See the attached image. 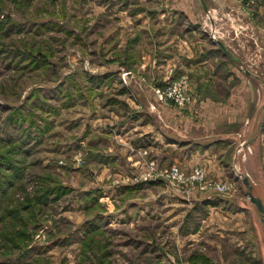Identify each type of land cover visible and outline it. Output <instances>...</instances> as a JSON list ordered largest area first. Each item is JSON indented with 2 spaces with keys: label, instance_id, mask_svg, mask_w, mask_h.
Listing matches in <instances>:
<instances>
[{
  "label": "rangeland",
  "instance_id": "rangeland-1",
  "mask_svg": "<svg viewBox=\"0 0 264 264\" xmlns=\"http://www.w3.org/2000/svg\"><path fill=\"white\" fill-rule=\"evenodd\" d=\"M204 1L207 10L200 0H0V144L22 173L5 203L16 214L0 224V264H264L248 213L201 203L247 197L233 143L219 154L230 174L189 167L171 144L158 154L136 144L145 129L203 140L251 118L259 81L212 40L245 66L263 61L264 2ZM181 76L189 99L160 100L155 88ZM257 146L247 167L264 194V134ZM195 164L231 187L161 174Z\"/></svg>",
  "mask_w": 264,
  "mask_h": 264
},
{
  "label": "crops",
  "instance_id": "crops-1",
  "mask_svg": "<svg viewBox=\"0 0 264 264\" xmlns=\"http://www.w3.org/2000/svg\"><path fill=\"white\" fill-rule=\"evenodd\" d=\"M211 21H212V18H211ZM253 58L254 57H252V60H251L252 65H250V67L253 68V70L255 72H257L258 74H262L264 72L261 69V67L264 66L263 55L261 56L263 61L260 62L259 59L256 60V62H257L256 66L254 65L255 63L253 62ZM260 64H261V66H260ZM261 89H262V87L259 83V85H258L259 98H258V101L256 103L255 109L251 115V118H249L245 124L241 125L237 131H234V132L233 131L232 132L231 131H221V132H218V133L212 135V137L209 139L199 140V139H195L193 137H187V138H183V139L177 138V137L173 138V136L169 135L164 129H161V128L155 130V132L146 131L147 129H145V130L140 131V133L143 132V134H142L143 137L138 138L136 140V144L141 145V146L150 145L147 148L151 152H155L156 154H158V152H160V151L165 150L163 147V145H165V143L171 144L168 146H170V148L172 150H174V159H177V157H179L180 154H184L183 157H179V158L180 159L182 158L181 162H183L184 164H188V166L190 165L188 163L190 160H195V162L196 161L197 162H205V164H207L206 162H208L209 166L211 167V168L207 167L209 171L211 169L214 171H216V169L220 171V170H222V168L227 170L228 165H230V162L228 160H224L223 158H221L222 156L219 155L222 152V149L220 146L225 141L228 142L229 144L233 143V148L231 150V160H232V152H233L234 144H235L234 138L236 135H238L240 133L241 129L244 126L249 124V122L253 118L254 114L256 113L257 107L259 106V104L261 102V98H262ZM143 103H145L144 99H143ZM140 117L145 118L140 113L138 115H135L132 117V119H134L133 126L142 124L139 122ZM263 134H264V127H263V131H262V133L258 139L257 145L262 144ZM129 135H130V133H129ZM130 140H131V138H130ZM151 145H152V147H151ZM215 155H217V156L215 157ZM256 155L260 158V152H257ZM261 162H263V160ZM192 166H194V165H192ZM227 172L229 173L228 170H227ZM212 174H213V172H212ZM220 177H223V176H220ZM240 189L242 190L241 187H240ZM221 198L222 197H219L218 200H214V201L211 200L210 201L208 199V197L207 198L201 197V200H202L201 203L203 204V203L207 202L208 206H209V207L207 206L208 209H211V210L217 209L220 211H223V208H224L223 206L225 205V203H229V204H227V207L226 206L225 207L228 209L234 208L235 209L234 212L236 215L243 216L244 214L248 213L251 217V221H252V224H253L254 229H255V235L257 237V240L259 241L257 230H256V227L254 225V216L250 210V207L247 204V197L241 198L240 196H234L231 199H229V198L221 199ZM218 203H220V204H218ZM230 204H231V206H230ZM211 210H210V212H212ZM124 214H125V212H120L118 214H114L113 217H115L117 215L118 216L124 215ZM206 219L207 218L202 219L201 226L198 230V233L202 232L201 229H202V226L205 223ZM174 228H175L174 226H171V230L173 229L175 231ZM261 256H262V253H261ZM174 258H175L174 254L172 256L168 255L166 257L167 260H174ZM262 259H263V257H262Z\"/></svg>",
  "mask_w": 264,
  "mask_h": 264
},
{
  "label": "water",
  "instance_id": "water-1",
  "mask_svg": "<svg viewBox=\"0 0 264 264\" xmlns=\"http://www.w3.org/2000/svg\"><path fill=\"white\" fill-rule=\"evenodd\" d=\"M200 2L204 9L207 10L206 2L204 0H200ZM213 38V43H216L227 57L237 62L246 74L253 75L259 81L263 90L261 102L253 118L234 138L232 166L236 179L240 181L243 193L247 196V204L254 216V225L257 230L258 239L262 242L261 253L264 260V194L261 189V181L255 180L247 167L251 156L253 154L256 155L257 142L264 127V78L259 76L253 68H248L250 66H245L243 60L231 51L221 39Z\"/></svg>",
  "mask_w": 264,
  "mask_h": 264
},
{
  "label": "built area",
  "instance_id": "built-area-1",
  "mask_svg": "<svg viewBox=\"0 0 264 264\" xmlns=\"http://www.w3.org/2000/svg\"><path fill=\"white\" fill-rule=\"evenodd\" d=\"M263 2L264 0L248 1V3L251 4H261ZM155 93L160 100L171 99L180 104L185 103L189 99V97L186 95V79L184 76H181L180 78L171 82H166L164 85L157 86L155 88ZM161 174L174 185L193 182L203 190L214 188L220 191H225L228 189V187H231V184L227 183L226 181L215 182L211 179H208L207 173L204 167L201 165L194 166L188 172L172 165L165 169Z\"/></svg>",
  "mask_w": 264,
  "mask_h": 264
},
{
  "label": "trees",
  "instance_id": "trees-1",
  "mask_svg": "<svg viewBox=\"0 0 264 264\" xmlns=\"http://www.w3.org/2000/svg\"><path fill=\"white\" fill-rule=\"evenodd\" d=\"M5 22L4 20H0V26ZM2 30V29H0ZM213 42V41H212ZM216 44V43H213ZM220 48V47H219ZM4 147L3 144H0V224L4 217L6 216H15L16 211L12 209H5V203H9L12 199L11 192L13 191L12 188L15 186V182L21 176L20 165L14 159V154L8 153L9 148ZM11 155V156H10ZM2 201L4 203H2ZM207 203V202H205ZM2 226V225H1ZM4 227H0V232ZM2 236L0 235V238Z\"/></svg>",
  "mask_w": 264,
  "mask_h": 264
},
{
  "label": "bare ground",
  "instance_id": "bare-ground-1",
  "mask_svg": "<svg viewBox=\"0 0 264 264\" xmlns=\"http://www.w3.org/2000/svg\"><path fill=\"white\" fill-rule=\"evenodd\" d=\"M214 10V9H213ZM214 12V11H213ZM215 14V13H214ZM216 18V17H215Z\"/></svg>",
  "mask_w": 264,
  "mask_h": 264
}]
</instances>
